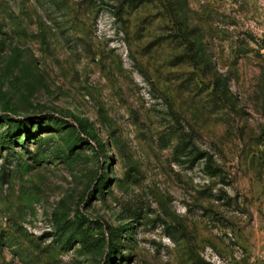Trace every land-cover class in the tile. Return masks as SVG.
Masks as SVG:
<instances>
[{
    "label": "rangeland",
    "instance_id": "obj_1",
    "mask_svg": "<svg viewBox=\"0 0 264 264\" xmlns=\"http://www.w3.org/2000/svg\"><path fill=\"white\" fill-rule=\"evenodd\" d=\"M0 264H264V0H0Z\"/></svg>",
    "mask_w": 264,
    "mask_h": 264
},
{
    "label": "trees",
    "instance_id": "obj_2",
    "mask_svg": "<svg viewBox=\"0 0 264 264\" xmlns=\"http://www.w3.org/2000/svg\"><path fill=\"white\" fill-rule=\"evenodd\" d=\"M2 143H4V141H2Z\"/></svg>",
    "mask_w": 264,
    "mask_h": 264
}]
</instances>
